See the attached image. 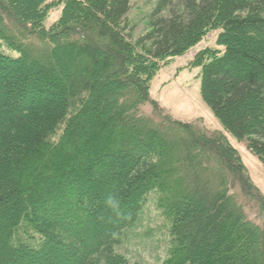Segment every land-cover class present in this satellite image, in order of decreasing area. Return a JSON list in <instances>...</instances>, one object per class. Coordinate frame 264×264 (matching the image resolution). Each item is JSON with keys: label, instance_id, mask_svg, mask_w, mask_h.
<instances>
[{"label": "trees", "instance_id": "trees-1", "mask_svg": "<svg viewBox=\"0 0 264 264\" xmlns=\"http://www.w3.org/2000/svg\"><path fill=\"white\" fill-rule=\"evenodd\" d=\"M129 1L0 0V264H138L115 247L152 190L161 264H264V197L237 150L142 111L162 63L219 30L191 61L200 97L264 166V0H157L137 37Z\"/></svg>", "mask_w": 264, "mask_h": 264}, {"label": "rangeland", "instance_id": "rangeland-1", "mask_svg": "<svg viewBox=\"0 0 264 264\" xmlns=\"http://www.w3.org/2000/svg\"><path fill=\"white\" fill-rule=\"evenodd\" d=\"M55 1V0H53ZM157 0H130L126 14L133 37L143 34L148 29L149 15ZM61 5L53 8L44 20V27L48 28L59 17ZM168 11L162 15H167ZM219 30L212 31L196 46L185 54L169 58L162 63L160 70L150 81L149 100L157 104L160 112L154 110L152 103L146 102L142 106L145 115L159 120L167 116L171 120L192 123L198 130L208 134L221 133L237 150L247 174L264 197V166L245 146L227 134L210 108L200 97V67L192 66L191 61L197 51L204 48H218L215 43ZM6 54L13 57L17 53L3 47ZM160 114L161 116H159ZM159 193L152 190L146 196V201L133 225L123 231L120 243L115 247L130 262L138 264H161L168 256L169 249V219L158 207ZM256 200L253 198L251 201ZM246 202V201H245ZM245 211L249 218L256 220L263 215L258 202H246ZM257 221V220H256Z\"/></svg>", "mask_w": 264, "mask_h": 264}, {"label": "clouds", "instance_id": "clouds-1", "mask_svg": "<svg viewBox=\"0 0 264 264\" xmlns=\"http://www.w3.org/2000/svg\"><path fill=\"white\" fill-rule=\"evenodd\" d=\"M105 204L108 208H110L116 215H120L121 213V202L116 196H108L106 198Z\"/></svg>", "mask_w": 264, "mask_h": 264}]
</instances>
